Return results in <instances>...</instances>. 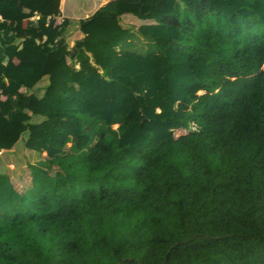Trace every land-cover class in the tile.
I'll list each match as a JSON object with an SVG mask.
<instances>
[{
    "label": "trees",
    "instance_id": "1",
    "mask_svg": "<svg viewBox=\"0 0 264 264\" xmlns=\"http://www.w3.org/2000/svg\"><path fill=\"white\" fill-rule=\"evenodd\" d=\"M60 2L0 0V264H264V0Z\"/></svg>",
    "mask_w": 264,
    "mask_h": 264
},
{
    "label": "rangeland",
    "instance_id": "2",
    "mask_svg": "<svg viewBox=\"0 0 264 264\" xmlns=\"http://www.w3.org/2000/svg\"><path fill=\"white\" fill-rule=\"evenodd\" d=\"M77 4L78 8V15H84L85 12L91 13L93 11V2L88 0H68V7L69 3ZM122 23L127 27H135L138 28L142 25L143 22L135 19L132 16H125L122 18ZM72 38H76L74 34ZM264 69V68H263ZM186 133L185 131H176V136ZM73 143H75L79 148H83L86 143L85 138L77 137L74 139ZM72 143L69 144V146ZM45 154L42 156L28 151V150H19L15 151L12 154L6 153L0 156V167L6 168V170H10L14 175V184L20 191H25L31 186V173L29 169V164H34L37 161L41 160V157H44Z\"/></svg>",
    "mask_w": 264,
    "mask_h": 264
},
{
    "label": "crops",
    "instance_id": "3",
    "mask_svg": "<svg viewBox=\"0 0 264 264\" xmlns=\"http://www.w3.org/2000/svg\"><path fill=\"white\" fill-rule=\"evenodd\" d=\"M88 1H92L93 2V11L91 13L89 12H85L84 15H78V8H77V4L76 2L71 4L69 3L68 7V0H61L60 2V10H61V18H68V19H81V18H87L89 16H91L92 14H94L99 8L107 5L108 3L105 0H88ZM38 16H35L33 19H37ZM76 37L78 35V33L75 34ZM13 40V36L9 35V36H1L0 38V65L3 64L5 62V56H4V51H5V47H6V42L12 41ZM70 46L72 47L75 43V38L70 37L68 39ZM9 153L12 154L13 152H8V151H2V154H0V156ZM46 155V153H43ZM0 172L2 173H6L10 176L11 180L13 181L15 178V175L10 171V170H6V168H2L0 167ZM14 183V181H13Z\"/></svg>",
    "mask_w": 264,
    "mask_h": 264
},
{
    "label": "built area",
    "instance_id": "4",
    "mask_svg": "<svg viewBox=\"0 0 264 264\" xmlns=\"http://www.w3.org/2000/svg\"><path fill=\"white\" fill-rule=\"evenodd\" d=\"M64 18H61V16L57 17L56 20H57V23H61L63 21ZM3 21V18L0 16V22ZM0 154H2V151H0Z\"/></svg>",
    "mask_w": 264,
    "mask_h": 264
},
{
    "label": "bare ground",
    "instance_id": "5",
    "mask_svg": "<svg viewBox=\"0 0 264 264\" xmlns=\"http://www.w3.org/2000/svg\"><path fill=\"white\" fill-rule=\"evenodd\" d=\"M106 2H109V1H111V0H105Z\"/></svg>",
    "mask_w": 264,
    "mask_h": 264
},
{
    "label": "water",
    "instance_id": "6",
    "mask_svg": "<svg viewBox=\"0 0 264 264\" xmlns=\"http://www.w3.org/2000/svg\"><path fill=\"white\" fill-rule=\"evenodd\" d=\"M111 1H113V0H111ZM111 1H109V2H111ZM109 2H108V3H109Z\"/></svg>",
    "mask_w": 264,
    "mask_h": 264
}]
</instances>
